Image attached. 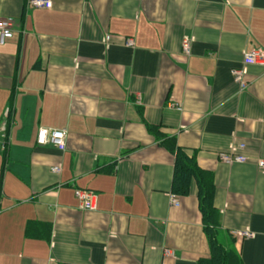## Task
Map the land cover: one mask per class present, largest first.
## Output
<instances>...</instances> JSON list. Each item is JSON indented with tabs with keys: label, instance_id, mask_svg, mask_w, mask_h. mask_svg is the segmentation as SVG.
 Masks as SVG:
<instances>
[{
	"label": "crops",
	"instance_id": "1",
	"mask_svg": "<svg viewBox=\"0 0 264 264\" xmlns=\"http://www.w3.org/2000/svg\"><path fill=\"white\" fill-rule=\"evenodd\" d=\"M52 1L0 0L17 20L0 45V264H208L199 184L171 203V137L214 185L216 242L264 264V67L246 88L232 73L264 49V0ZM239 143L246 162L219 159Z\"/></svg>",
	"mask_w": 264,
	"mask_h": 264
},
{
	"label": "built area",
	"instance_id": "2",
	"mask_svg": "<svg viewBox=\"0 0 264 264\" xmlns=\"http://www.w3.org/2000/svg\"><path fill=\"white\" fill-rule=\"evenodd\" d=\"M29 6L35 8H51L53 5L52 0H27ZM17 20L11 16L0 15V45H4L9 39L14 36ZM110 39V36H107ZM128 46H133L134 41L132 38L127 40ZM184 49L187 53H190V43L188 40L184 42ZM249 65H260L264 67V49L256 48L245 54L242 60V66L234 68L232 70L233 76L237 82L240 83L242 88H246L248 83L246 82L247 67ZM5 129V126L3 127ZM67 131L41 128L38 132L37 142L40 146L53 145L54 147L64 150L67 147ZM245 148L244 143L233 144L230 151L220 152L219 159L227 164H233L235 162L244 163L248 160V157L239 151ZM259 167L264 171V159L258 161ZM55 172L60 171V167H53ZM76 196L80 199L82 208L84 210H94L96 208L97 196L92 191L76 189ZM172 205L179 206L180 199L177 194L171 195ZM237 237H251L253 233L249 230H240L233 233Z\"/></svg>",
	"mask_w": 264,
	"mask_h": 264
},
{
	"label": "trees",
	"instance_id": "3",
	"mask_svg": "<svg viewBox=\"0 0 264 264\" xmlns=\"http://www.w3.org/2000/svg\"><path fill=\"white\" fill-rule=\"evenodd\" d=\"M162 137V135H160ZM159 137V138H160ZM164 138V137H162ZM164 143L170 150L176 152V172L173 182V192L179 195H187L190 192V186L195 180L199 184V199L201 211L203 213L205 228L208 232L211 247L212 257L206 261L210 264H239L237 259L232 255V252H227L214 237V219L216 218L217 210L213 205L214 185L209 176L204 177V171L201 170L197 161L193 156H189L183 148L177 145L176 138H164ZM39 221H32L27 227L30 234L32 226L42 225ZM49 227V226H47ZM50 228V227H49Z\"/></svg>",
	"mask_w": 264,
	"mask_h": 264
}]
</instances>
